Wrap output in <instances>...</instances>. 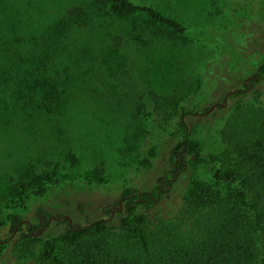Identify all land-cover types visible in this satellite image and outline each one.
Masks as SVG:
<instances>
[{
    "label": "rangeland",
    "instance_id": "rangeland-1",
    "mask_svg": "<svg viewBox=\"0 0 264 264\" xmlns=\"http://www.w3.org/2000/svg\"><path fill=\"white\" fill-rule=\"evenodd\" d=\"M10 1L20 10L14 31L19 51L27 50V39L38 44L39 52L54 55L46 63L52 80L43 82L54 85L56 96L42 101L37 94L36 102L48 107L29 111L23 94L14 95L11 86L0 83V220L5 223L0 264H29L13 252L9 239L27 230L39 207L86 225L110 219L112 213L103 210L118 206L124 189L151 191L159 185L170 148L169 135L146 118L155 94L175 96L194 112L185 120L202 161L188 159V171L162 190L154 212L175 214L193 180L213 182V159L224 149L220 132L225 117L239 101H253V89H247L210 112L195 107L224 102L228 91L242 88L237 84L240 73L231 61L224 63L217 43L176 34L143 12L115 13L97 0ZM132 1L193 29L226 32L234 26L233 12L223 0ZM61 27L67 31L59 33ZM55 35L57 45L51 46L45 37ZM232 38L240 50L250 49V69L264 62V20L243 25ZM177 121L166 125L168 131L177 129ZM155 146L161 151L152 159ZM148 158L152 163H146ZM40 181L50 186L49 195L30 204L20 201L22 185L32 188ZM19 203L26 209L23 222L14 228L10 216Z\"/></svg>",
    "mask_w": 264,
    "mask_h": 264
},
{
    "label": "trees",
    "instance_id": "trees-1",
    "mask_svg": "<svg viewBox=\"0 0 264 264\" xmlns=\"http://www.w3.org/2000/svg\"><path fill=\"white\" fill-rule=\"evenodd\" d=\"M97 2L110 5L118 14L146 13L176 34L217 43L224 63L231 61L232 68L240 73L237 84L243 90L232 96L242 94L252 84L253 101H239L225 117L220 132L224 149L213 159L217 162L213 182L193 180L181 207L166 216L154 212L162 201V190L174 186V179L188 171L190 157L202 159L185 120L194 112L185 109L175 96L153 95L146 118L169 135L170 148L166 175L159 185L151 191L124 189V207L113 219L102 218L86 225L71 224L66 219L49 223L52 214L39 207L27 230L9 239L13 252L29 264H264V62L250 69V49L240 50L232 38L243 25L264 20V0H223L234 17L232 30L226 32L187 27L132 0ZM16 6L10 0H0V83L11 86L14 95L23 94L24 109L34 111L42 105L36 102L37 94L42 101H53L56 96L54 85L43 82L52 80L46 63L54 55L39 52L38 44L27 39L23 43L27 50L19 51L21 44L14 35L20 18ZM66 31L61 27L59 33ZM45 41L56 46L58 38L46 36ZM252 49L257 50V46ZM210 106L200 109L195 105L201 111ZM174 119H178L177 129L170 132L166 125ZM160 151L161 147L155 146L150 157L156 158ZM22 189L20 201L25 204L50 193V186L41 181L32 188L22 185ZM24 206L19 203L13 207L10 217L14 228L23 222ZM4 224L0 220V230ZM3 243L0 240V252Z\"/></svg>",
    "mask_w": 264,
    "mask_h": 264
},
{
    "label": "water",
    "instance_id": "water-1",
    "mask_svg": "<svg viewBox=\"0 0 264 264\" xmlns=\"http://www.w3.org/2000/svg\"><path fill=\"white\" fill-rule=\"evenodd\" d=\"M246 80L248 81V80H249V77H248ZM247 81H246V82H247ZM249 89H252V84H251V86L249 87ZM242 90H243V88L239 87V88H234V89L228 91V92L225 94L224 98H223L224 102H221V101H220V102H216V103L212 104V105L210 106V109H209L208 112H210L211 110H213L217 105L224 106V105L226 104V101H227L228 97H229L231 94H233V93H238V92H240V91H242ZM174 180H175V179H174ZM107 206H109V205H107ZM123 207H124V203H123V201H122V199H121V200L119 201V206L116 207V210L112 212L111 219L116 215V213L120 212V211L123 209ZM55 219H57V220L66 219V220L70 221L71 224H73V219H72V217H70L69 215H58V216L52 215V216L50 217V219H49V223H51L52 220H55Z\"/></svg>",
    "mask_w": 264,
    "mask_h": 264
},
{
    "label": "flooded vegetation",
    "instance_id": "flooded-vegetation-1",
    "mask_svg": "<svg viewBox=\"0 0 264 264\" xmlns=\"http://www.w3.org/2000/svg\"><path fill=\"white\" fill-rule=\"evenodd\" d=\"M165 184V183H164ZM122 199V201H123V203H124V199H125V196H121L120 197V200ZM118 206H119V202H118ZM117 205H109V206H106L105 208H104V210H103V213H108V212H110V213H112L113 211H115L116 210V207H118ZM117 214V213H116ZM110 220H111V218H110Z\"/></svg>",
    "mask_w": 264,
    "mask_h": 264
}]
</instances>
